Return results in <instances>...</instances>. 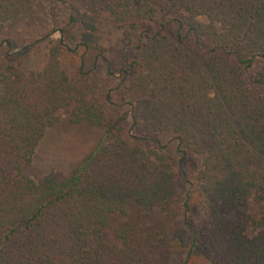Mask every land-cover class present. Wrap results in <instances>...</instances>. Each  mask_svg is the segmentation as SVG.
<instances>
[{
	"label": "trees",
	"instance_id": "obj_1",
	"mask_svg": "<svg viewBox=\"0 0 264 264\" xmlns=\"http://www.w3.org/2000/svg\"><path fill=\"white\" fill-rule=\"evenodd\" d=\"M56 1L106 74L98 18L135 36L112 74L129 82L132 122L108 124L62 68L61 38L38 70L0 55V264H171L174 248L182 264H264V0ZM35 2L0 0V28L31 23ZM61 114L105 127L102 141L72 173L36 179L26 170Z\"/></svg>",
	"mask_w": 264,
	"mask_h": 264
},
{
	"label": "rangeland",
	"instance_id": "obj_2",
	"mask_svg": "<svg viewBox=\"0 0 264 264\" xmlns=\"http://www.w3.org/2000/svg\"><path fill=\"white\" fill-rule=\"evenodd\" d=\"M159 6L160 3H157V9ZM69 12L68 6L60 1L36 0L35 15L31 23L17 22L0 28V55L7 52L11 57L19 56L25 69L38 70L46 61L49 45L61 38L64 43L60 53L62 68L74 83H84L93 89L92 96L104 108L108 124L113 125L117 132H124L132 122L127 90L129 82H120L121 78L112 74L119 70V53L134 42L135 36L130 35L125 26L113 22L108 15L98 18L99 44L112 70V74H106L104 61L96 59L91 50H84L78 45V39L73 36L78 35L80 27L65 25ZM63 27L66 30L64 33L61 32ZM7 42L11 44L9 49L6 48ZM107 94H110L108 101ZM104 130L103 126L85 122L70 123L65 114H61L57 121L47 128L26 173L36 179L51 169L63 175L72 173L102 141ZM194 166L191 163L187 166L188 173L196 168ZM174 170L179 173L177 166ZM195 188L197 187L189 190L192 192L189 202L191 217L198 222L202 218L201 197ZM185 190L186 187L179 185L178 193L182 194ZM174 226L171 228V236L180 232V227H176L177 224ZM182 253L181 249L174 248L171 264H182ZM187 264L204 263L200 258H193L188 259Z\"/></svg>",
	"mask_w": 264,
	"mask_h": 264
}]
</instances>
